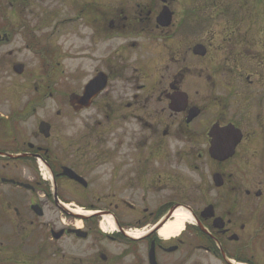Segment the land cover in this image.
<instances>
[{"label": "flooded vegetation", "instance_id": "1", "mask_svg": "<svg viewBox=\"0 0 264 264\" xmlns=\"http://www.w3.org/2000/svg\"><path fill=\"white\" fill-rule=\"evenodd\" d=\"M88 1L90 3L83 0L78 4L75 18L67 17L72 13L70 4L60 24L68 27L70 22L85 20L91 34V46L87 51L103 55L102 66L93 79L100 78V84L106 79V89L104 87L105 91L88 103L80 97L82 93H75L71 103L75 115L91 112V116L87 118L86 127L66 131L64 135L63 130L55 133L50 119L36 122L26 133L19 128L41 110L38 87L35 97H29L17 110L8 115L0 114V245L5 244L3 239L10 241L16 233L19 237L35 228L36 221L29 219L31 213L34 216L33 205L43 207L42 203L51 201L59 207L34 175L37 158H41L56 181L60 201H74L76 205L71 204V207L81 205L99 211V217L86 221L81 228L71 223L73 228L62 229L64 237L69 236L77 242H96L91 247L93 264L107 263L103 261L104 257L107 261L109 258L104 246L107 240L126 245L127 264H152V261L156 264H264V42L257 45L258 48L254 43L251 46L254 54L263 58L258 64L255 58L247 55L243 34L229 35L224 100L229 117L222 121L218 114L202 129L200 125L211 105V96L203 98L200 91H196L200 99L193 101L183 89L182 81H169L165 71L160 73L158 80H150L155 74L152 70L151 74L142 73L141 69L131 70L132 66L124 64L127 58L132 60L130 54L137 46L132 37L137 26L141 30L145 26L144 31L150 30L149 37L155 33L163 40L161 36L175 28L174 22L166 28L161 26L160 7L148 6L144 11H136L134 17H125L128 23L122 25V12L118 11L119 5L115 8L114 1L108 3L109 7L99 0L96 5ZM18 2L37 7L40 0H15ZM131 3L132 0H123L120 5L131 8ZM169 6L172 11L171 4ZM2 20L0 44L11 42L18 29L24 30V37L31 41L34 49L46 55L54 53L56 46L50 44V37L44 32V20L40 22L38 18L31 30L25 26L24 18H18V22H14L16 18ZM54 20L53 25L57 24ZM181 26L179 22L178 39ZM261 26L262 29L258 27V32L251 35L257 40L264 39V23ZM119 41L122 42L118 44ZM105 42L111 48L103 54ZM30 46L27 42V48ZM178 47V51L183 49L180 40ZM105 55L111 57L108 64L104 62ZM246 63L253 73L244 78ZM2 67H9V63ZM135 72L142 77L135 76ZM180 91L188 94L189 105L174 112L170 108L172 96ZM213 99L214 106L219 107L217 99ZM85 106L89 107L84 109ZM192 107H198L201 115L189 121ZM60 115L58 112L57 116ZM42 121L51 125L50 138L39 132ZM108 124L110 126L106 127ZM215 124L234 125L243 134L234 157L223 162L215 160L210 153L209 131ZM21 164L30 171L26 177L17 173ZM65 167L73 170L83 182L64 177ZM217 175L220 176L219 187L214 182ZM61 184L67 186V194L77 192L80 198L74 200L67 196ZM40 194L43 200L37 198ZM180 206L190 210L194 223L181 236L162 239L160 230L172 221L171 212ZM209 206L214 209L213 218L203 214ZM105 214L113 216L117 228L115 236H103L97 229L101 215ZM216 218L220 220L215 222ZM8 225L11 226L10 237L2 231ZM76 230L83 232L76 233ZM131 230L146 232V236L137 242L128 241L126 232ZM83 235L86 240L80 238ZM117 261L112 257V264Z\"/></svg>", "mask_w": 264, "mask_h": 264}, {"label": "rangeland", "instance_id": "2", "mask_svg": "<svg viewBox=\"0 0 264 264\" xmlns=\"http://www.w3.org/2000/svg\"><path fill=\"white\" fill-rule=\"evenodd\" d=\"M91 1L93 5L98 3V0ZM99 1L104 2L108 7L111 6V4H108L111 1L115 2V8L118 5L120 8L124 6L120 5L123 0ZM11 2L14 4H11ZM81 2L83 0H40L37 7H34L33 5L24 6L19 2L15 3V0H0V27L4 22L2 20L4 17L16 18L14 22H18V18H24L25 26L31 30L34 28V22L39 18L40 22L44 20V32L48 35L47 37H50V44L56 46L53 48L54 53L50 54L53 67L47 71L34 49L27 48V39L22 33L24 30L20 32L16 27L17 32L11 38V42L0 44V114L8 115L9 112L17 110L29 97H35L36 87L40 88L39 97L44 96L39 114L26 125L19 126L24 133L33 129L36 122L50 119L53 121L55 133L59 134L58 131L63 130L64 135L66 131L86 127L87 118L91 116V112L75 115L69 99L73 93L81 94L88 80L101 68L100 61L103 55L97 50L94 53L87 51V48L91 46V34L85 20L78 23L70 22L68 27L60 24V21L68 14L69 5H72V13L71 16H67L68 18L74 17L78 4ZM87 3L90 2L87 0ZM126 4L129 3L126 2ZM130 5L131 8L124 6L125 8L118 9L119 12H122L120 21L122 25L128 23L125 17H134L136 11H144L148 6H158L160 7L159 11H161L163 7L161 0H132ZM137 5L140 7L138 8ZM171 6L174 12L175 28L169 30L167 35L161 36L163 39L161 40L155 33H152V36L149 37L150 30L144 31L145 26L142 30L137 26L136 34L134 33L132 36L134 37L133 42L137 46L130 54L132 60L130 61L127 58V62L124 64H128L130 68L132 66L131 70L141 69L142 73L151 74L152 70L155 74L152 78H149L150 80H158L160 73L165 71L169 81L175 80L178 83L182 81L183 89L193 101H198L200 97L211 96V105H208L209 110L203 116L200 125L203 129L215 120L218 114L222 121L229 117L224 108L227 93L226 65L228 64L226 43L229 35L243 34L242 42L245 44L249 58H255L258 64L263 59L261 56L254 54V47L251 46L254 43L255 48H258L257 45H261L264 39L257 40L251 35L258 32V27L262 29L264 0H179ZM56 10L58 14L54 13ZM191 11L196 15L197 22H202L201 29H196V19L189 16ZM184 14L186 15L184 16ZM54 19H56L57 24L53 25ZM188 20H192V22L188 24ZM179 22L182 24V28L180 27L181 32L178 39ZM184 26H187L185 30L183 29ZM179 40L180 45L183 46L180 51H178ZM121 42L119 41L118 44ZM105 43L103 54L111 48L107 42ZM199 43L208 47V55L205 58L194 57L192 54V46ZM190 49L191 51H189ZM11 53L13 54L10 55ZM110 58L108 55L104 56L105 64L109 63ZM133 60H136V63L133 64ZM6 63H9V67L3 68L2 66ZM15 64L25 66L23 75L18 76L13 72L12 66ZM182 66H184V70H181ZM46 71L47 75L52 74L51 80L46 78ZM251 73H253L252 67L249 63L247 66L246 63V68L243 71L244 78ZM134 75L139 77L141 73L135 72ZM50 82L51 84H49ZM196 91H200V97H196ZM104 96L109 95L105 94ZM112 97L110 95V99ZM214 97L217 99L216 103L219 107L214 106ZM58 112H61L60 116H57ZM106 124L107 121L103 126ZM109 126L110 124L106 127ZM59 154L64 155V152H59ZM17 173L26 177L30 171L26 165L21 164ZM34 175L42 186L52 188L53 194V185L50 181H47L49 175L45 174L47 179L44 180L38 165H36ZM60 188L67 196L73 197L74 200L80 198L77 192L76 194H67V186L64 184H61ZM79 193L81 194V191ZM37 198L44 199L42 194ZM27 202H29V198ZM67 203L75 204L73 201ZM93 203L96 202L93 201ZM42 205L44 209L43 217L36 215L32 217V213L29 215V219L33 218L36 221L35 228L20 234L19 237H17V233H14L16 237L10 239V241L3 239L5 244L0 245V264H93L90 259L93 253L91 247L96 242H92V240L77 242L69 236L60 241L52 238L53 231L57 233L64 228H73L71 223L76 224V227L80 223L81 227L86 223L80 219L75 222L74 217L67 216L51 201L44 202ZM78 207L82 208V206H77L72 207V209ZM97 229L103 235L101 230ZM2 231L9 237L12 234L9 225L3 228ZM104 246L108 251L107 256H109L106 264H112V257L118 260L117 264L129 263V258L125 255L126 245L124 243L107 240ZM71 258H77V260L71 261Z\"/></svg>", "mask_w": 264, "mask_h": 264}, {"label": "water", "instance_id": "3", "mask_svg": "<svg viewBox=\"0 0 264 264\" xmlns=\"http://www.w3.org/2000/svg\"><path fill=\"white\" fill-rule=\"evenodd\" d=\"M167 1V0H163ZM171 1H176V0H171ZM172 15L169 11V9L165 8L164 12H162L160 16V24L164 26H168L171 22ZM194 53L199 56H205L206 55V49L203 46H197L194 49ZM15 71L17 74L21 75L24 71V66L18 65L15 67ZM101 79L98 78L94 82H92L85 91V97L84 100L86 101L89 99L91 96L97 94L100 92L102 89H104L106 85V79H104L103 83L100 84ZM173 105L175 106L174 109L176 111L184 110L186 105H187V96L184 94L182 95H177L176 97L173 98L172 100ZM200 114V111L197 108H193L190 111V117L189 121L194 119ZM41 131L46 133L47 136H49V128L45 129L44 125L41 127ZM210 136L213 138L212 141V146L210 149L211 155L215 160L218 161H226L227 159L231 158L235 154L236 147L242 140V134L238 129H235L233 126H228L225 128H220L218 126H214L211 129ZM63 175L66 177H69L70 179H74L77 181L82 182V179L76 175L73 171L70 169L64 168ZM215 182L217 186H221L219 183V177L216 176ZM33 209L35 210L36 214L39 216H42V210L39 206H34ZM204 216L207 218H212L214 217V212L213 208L209 207L204 211ZM219 220V219H217ZM216 220V221H217ZM64 232H59V233H53V237L55 240H59ZM155 263V261H154Z\"/></svg>", "mask_w": 264, "mask_h": 264}, {"label": "bare ground", "instance_id": "4", "mask_svg": "<svg viewBox=\"0 0 264 264\" xmlns=\"http://www.w3.org/2000/svg\"><path fill=\"white\" fill-rule=\"evenodd\" d=\"M66 208H68L72 214L81 217H89L94 214H98L97 212L87 211L81 208L72 209L70 205H66ZM102 220L103 221L101 223V228L104 232L113 233L116 231V225L111 215H104ZM193 223L194 218L192 217L190 212L184 208H180L178 211L175 212L172 222H170L163 229L160 230V236L166 240L175 238L183 233L187 224ZM78 228H81V223L78 225ZM128 236L137 240L146 236V232H141L137 234L129 232Z\"/></svg>", "mask_w": 264, "mask_h": 264}]
</instances>
